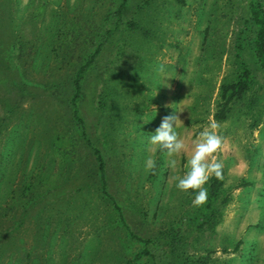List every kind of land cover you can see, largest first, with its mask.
Wrapping results in <instances>:
<instances>
[{
  "label": "rangeland",
  "instance_id": "1",
  "mask_svg": "<svg viewBox=\"0 0 264 264\" xmlns=\"http://www.w3.org/2000/svg\"><path fill=\"white\" fill-rule=\"evenodd\" d=\"M82 1L74 34L54 3L42 10L38 0H0V264H162L157 241L179 264L167 250L170 236H161L190 209L189 193L172 179L183 176L190 153L174 157L173 172L149 142L169 115L183 122L176 130L189 148L212 121L224 138L217 155L230 202L215 231L179 238L184 254L209 264H264V71L246 42L250 0H152L143 8L144 0H132L125 16L139 19L140 29L119 41L112 35L85 74V136L70 90L108 5ZM19 42L23 52L7 55ZM238 53L254 84L218 121L220 87L237 73ZM149 157L153 176L144 168ZM145 248L151 252L138 260Z\"/></svg>",
  "mask_w": 264,
  "mask_h": 264
},
{
  "label": "trees",
  "instance_id": "2",
  "mask_svg": "<svg viewBox=\"0 0 264 264\" xmlns=\"http://www.w3.org/2000/svg\"><path fill=\"white\" fill-rule=\"evenodd\" d=\"M61 0H38L39 9H44L49 6L50 3H54L59 7V20H62L61 26L68 27L66 32L71 31L76 34L78 32V28L82 27L81 24H78L80 21V13L79 10L82 11L84 8V4L82 0H76V6L69 5L70 0H66V8L61 10ZM101 1L102 4L108 5L107 10L105 12L104 17L101 19V24L103 28L101 30L94 31L92 33V37L89 36L87 41H90L92 44L91 50L88 51L83 58L82 64L78 71L75 73V76L72 81V89L70 90V108L73 112V120L76 123L77 129L83 133L85 136V122L80 113L79 101L83 95V83L85 80V74L94 68L97 67L99 62V57L103 56V50L108 43V39L115 35L117 37L121 36L125 31H138L140 29V21L136 17L132 16L130 18L125 16V11L130 7L132 0H98ZM152 0H144L140 6L143 8L148 6ZM34 2V1H32ZM61 10V12H60ZM78 10V11H77ZM90 10V9H89ZM78 12L73 17H71L72 13ZM89 18L94 22H98L95 19L94 14H89ZM96 20V21H95ZM68 26H66V24ZM75 25L78 27L76 28ZM114 25V26H113ZM98 26H93L95 28ZM91 28V29H92ZM248 31V32H247ZM245 32H246V42L250 45L256 63L260 66V68L264 71V2L261 0H250L249 6V15L245 21ZM248 33V34H247ZM60 41L61 38H60ZM59 42V41H58ZM245 42V43H246ZM61 43V42H60ZM240 43H242L240 41ZM63 46V44H61ZM9 50L4 49V52L7 51V55L12 57L15 56L16 53H22L24 50V44L13 43L12 46L8 45ZM7 47V48H8ZM118 54H122L125 51L124 46H119ZM1 56L2 51H1ZM238 68L237 73L233 78H230L229 81H225L220 87V93L216 104V112L214 117L218 121H225L230 112L231 108L234 104L244 99L245 95L250 91L251 87L254 84V76L251 72V69L248 67L246 62L241 58L240 53L237 56ZM46 89H51V84L46 83ZM53 91L55 97H60L61 94H58L57 89H51ZM100 107H104L103 102H99ZM61 138H58V142L60 143ZM91 144H89L90 146ZM93 145V144H92ZM61 146V144H59ZM91 147V146H90ZM97 148H94L96 152L98 165L100 167V173L103 181V185L106 191V170L104 160L99 153ZM154 174L152 173V176ZM225 185V169L223 168V179L217 180L214 176L210 178L205 187L208 190L207 202L199 207H194L192 204V200L194 199L195 193L192 190H189L190 195V209L187 210L176 222L171 225L170 231L164 232L161 238L167 239L166 237L170 236V240L167 242L169 247L167 250L170 252L173 257V261L179 264H209L208 258L205 256H189L185 255L186 252V243H182L179 238H185L189 240L195 233L198 235L203 234L206 231L213 232L220 225L222 221L223 211L226 206L230 202V198L225 196L224 192ZM143 243L147 245L149 243L148 240H141ZM155 245H158L157 248L158 253H162L161 257L164 259L162 264H171V260L168 255L164 256L163 250L167 253L165 247L157 241ZM157 247V246H156ZM185 254H184V252ZM151 251L146 249L141 252L137 259H141L144 256H147ZM169 254V255H170ZM153 257H156L154 254H151Z\"/></svg>",
  "mask_w": 264,
  "mask_h": 264
},
{
  "label": "clouds",
  "instance_id": "3",
  "mask_svg": "<svg viewBox=\"0 0 264 264\" xmlns=\"http://www.w3.org/2000/svg\"><path fill=\"white\" fill-rule=\"evenodd\" d=\"M71 3L76 6V0H71ZM158 70L161 73L165 71L163 67ZM181 123L183 122L178 115L165 116L155 133L150 135L149 142L164 152L167 157L164 167L173 172L179 163L174 157L182 151L190 153L184 165L186 171L183 176L173 175L172 179L177 182V189L185 193L192 190L195 193L192 204L194 207H199L207 202L208 190L205 185L210 178L214 176L217 180L223 179L224 165L217 154L222 149L224 138L219 134V123L212 121L199 133L189 148L176 130ZM144 168L146 173L155 174L156 161L149 157L145 161Z\"/></svg>",
  "mask_w": 264,
  "mask_h": 264
}]
</instances>
